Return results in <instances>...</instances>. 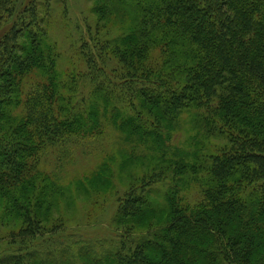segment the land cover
<instances>
[{
    "label": "trees",
    "instance_id": "16d2710c",
    "mask_svg": "<svg viewBox=\"0 0 264 264\" xmlns=\"http://www.w3.org/2000/svg\"><path fill=\"white\" fill-rule=\"evenodd\" d=\"M11 2L0 0L2 14H19L0 41V211L15 226L0 264H264V0H95L120 35L98 23L80 37L83 81L96 92L88 106L74 74L58 69L42 27L48 4ZM184 112L205 128L188 152L171 146ZM110 113L131 136L126 163L151 164L118 200L122 219L146 229L132 224L105 249L72 248L49 215L68 190L40 157ZM170 173L200 186L201 200L186 201L176 184L166 204L151 199Z\"/></svg>",
    "mask_w": 264,
    "mask_h": 264
},
{
    "label": "rangeland",
    "instance_id": "374dc122",
    "mask_svg": "<svg viewBox=\"0 0 264 264\" xmlns=\"http://www.w3.org/2000/svg\"><path fill=\"white\" fill-rule=\"evenodd\" d=\"M33 2L40 7L48 4L49 15L47 21L42 23V27L48 30L50 40L56 44L59 51L58 69L67 72V77L71 76V73L74 74L77 78L75 96L79 99L84 98L83 105L88 106L96 96V92L89 79L83 81L88 66L82 60L80 37L82 35L85 37L87 29L95 27L98 23L101 27H105L101 28L105 36L117 37L118 34L120 35L119 27L111 28L110 25L114 23L110 24L111 22L99 18L94 11L95 0H64L63 3L59 0H12L11 3L18 10H22L25 5ZM120 13L117 15L121 18ZM18 18L19 14L15 13L11 16L8 12L3 14L0 12V41ZM73 67L76 68L71 72ZM78 71L80 72L77 73ZM114 90L117 95H114L113 104L122 110L117 100L118 85L117 88H113L111 94ZM152 92L158 93L155 90ZM109 115L110 119H101L100 127L95 125L90 132L71 137L63 144L46 148L40 157V170L68 190L67 194L60 198L58 208L52 209L49 215L51 225L60 222L58 226L63 230L62 239L67 246L72 245V248L91 244L90 246H95L97 250L105 249L109 241L118 240L119 235L124 234L123 231L128 232L132 224H136L133 230L136 233L146 229L147 222L138 225L134 221L122 219L118 200L125 198L138 179L150 171L151 164H142L144 162L142 159L126 163L127 154L131 149L127 140H130L131 136L129 132L118 128L112 119V114ZM196 117L191 112L182 114L180 126L171 133L173 150L193 151L198 139H204L205 128H200ZM216 141L222 145L227 142L224 139L214 140L215 143ZM214 151L216 149L211 150ZM155 162L153 164H156ZM171 173L167 175L163 184L156 185L150 192L151 199L166 204L163 193L169 189L168 187L176 184L186 186L182 187L181 191L186 201L195 203L201 200L203 192L200 186L193 182L189 185L178 183L174 181L175 175ZM2 215L0 253L6 251L10 253L6 238L15 225L9 224L8 218L0 211V216ZM139 219L137 217V220ZM48 222L49 220L45 221Z\"/></svg>",
    "mask_w": 264,
    "mask_h": 264
}]
</instances>
